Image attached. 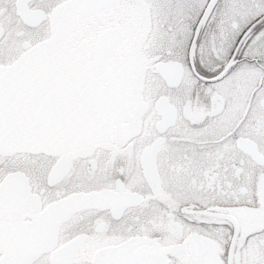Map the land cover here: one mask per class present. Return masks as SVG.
I'll use <instances>...</instances> for the list:
<instances>
[{
	"label": "snow or ice",
	"instance_id": "1",
	"mask_svg": "<svg viewBox=\"0 0 264 264\" xmlns=\"http://www.w3.org/2000/svg\"><path fill=\"white\" fill-rule=\"evenodd\" d=\"M0 264H264V0H0Z\"/></svg>",
	"mask_w": 264,
	"mask_h": 264
}]
</instances>
